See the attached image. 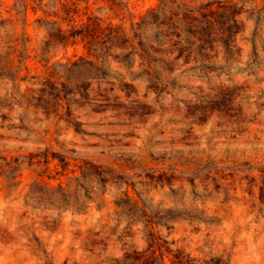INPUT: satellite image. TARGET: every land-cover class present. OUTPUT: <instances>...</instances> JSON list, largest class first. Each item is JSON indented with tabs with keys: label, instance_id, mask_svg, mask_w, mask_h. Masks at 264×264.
<instances>
[{
	"label": "rangeland",
	"instance_id": "obj_1",
	"mask_svg": "<svg viewBox=\"0 0 264 264\" xmlns=\"http://www.w3.org/2000/svg\"><path fill=\"white\" fill-rule=\"evenodd\" d=\"M187 1L243 7L229 74H183L159 97L136 80V94L126 99L118 80L129 74L112 62L110 95L119 101L100 113L77 107L79 125L67 122L66 107L47 114L29 103L38 94L33 80L0 82V264H131L137 253L162 251L165 264H264V0ZM0 2L7 8L13 0ZM117 2L114 11L107 0H90L88 14L130 26L158 6ZM42 15L29 10L32 53L23 75L46 73L44 30L35 26ZM83 53L80 43L60 48L51 64ZM233 84L250 87L241 112L221 114L201 98ZM91 90L98 94L99 85ZM94 164L116 169L121 179H85L83 169ZM128 197L135 212L117 204Z\"/></svg>",
	"mask_w": 264,
	"mask_h": 264
},
{
	"label": "trees",
	"instance_id": "obj_2",
	"mask_svg": "<svg viewBox=\"0 0 264 264\" xmlns=\"http://www.w3.org/2000/svg\"><path fill=\"white\" fill-rule=\"evenodd\" d=\"M107 1L110 10L117 11L121 7L117 0ZM89 2L13 0L7 8H2L0 2V82L16 85L17 82L33 80V85L38 86V94L29 103L47 114L66 107L69 124L79 125L74 115L77 107L91 106L93 112L100 113L110 106L111 101H119V96L112 99L110 95L115 86L107 65L112 62L129 74V80H118V89L130 99L136 94V80H144L147 90L159 97L170 94L183 74L201 78H208L213 73L229 74L226 67L239 54L237 39L243 28L239 19L243 7L236 3L219 1L193 5L187 0H158L156 8L126 26L89 15ZM82 3L85 4L83 14ZM30 9L43 13L35 19L36 29L44 30L40 59L45 63L46 73L42 76L23 75L29 71L27 63L32 53L28 33ZM77 43L82 45L83 55L51 64L53 54L60 48L66 50ZM253 64L246 66L249 74L253 73ZM94 82L99 85V91L93 96ZM104 83L112 87L102 88ZM249 88L248 85H221L213 90L214 93L201 98L211 110L227 115L241 112L242 98ZM205 109L200 116L205 115ZM5 161L11 164L7 159ZM10 173L7 172L8 179L14 180L15 175ZM83 176L105 184H116L121 179L116 169L105 170L97 164L85 167ZM124 183L141 195L134 182L125 177ZM261 189L264 191V185ZM117 204L129 208V211L138 210L137 202L129 197ZM149 238L153 244L156 242L153 230ZM137 254L138 258H134L131 264H165L163 251L159 257L154 253ZM144 258L145 261L140 263Z\"/></svg>",
	"mask_w": 264,
	"mask_h": 264
}]
</instances>
